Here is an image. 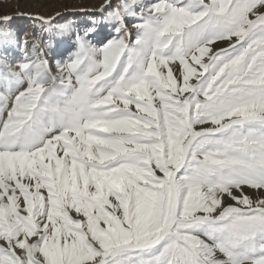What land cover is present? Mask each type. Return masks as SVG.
I'll use <instances>...</instances> for the list:
<instances>
[{"label":"snow or ice","instance_id":"snow-or-ice-1","mask_svg":"<svg viewBox=\"0 0 264 264\" xmlns=\"http://www.w3.org/2000/svg\"><path fill=\"white\" fill-rule=\"evenodd\" d=\"M73 12L0 13V264H264V0Z\"/></svg>","mask_w":264,"mask_h":264},{"label":"rangeland","instance_id":"rangeland-1","mask_svg":"<svg viewBox=\"0 0 264 264\" xmlns=\"http://www.w3.org/2000/svg\"><path fill=\"white\" fill-rule=\"evenodd\" d=\"M35 2L37 4H35ZM100 2H101V0H66V1L65 0H33V1L32 0H0V13L13 14L14 15L16 9H19V11H22V12H29L30 11V12L35 13V11L38 10L37 8L40 5H44L46 7L48 6L47 8L46 7L44 8V10L46 12H44V13L39 12V13L49 15L50 11H56L57 12L59 10V12H61L62 15H65L68 20L71 21V19H72V22H74V23L83 24L88 20L90 14L73 12L74 7L75 6H79V7L83 6V7H87L88 10H92L95 7H98ZM27 3L28 4L30 3V4L26 5ZM65 6H67V8ZM57 19H59V18H57ZM24 21L25 20L23 18H21L18 21V25L16 27H18V28H30L31 23H28V22L24 23ZM63 22L64 21H61V23H63Z\"/></svg>","mask_w":264,"mask_h":264},{"label":"bare ground","instance_id":"bare-ground-1","mask_svg":"<svg viewBox=\"0 0 264 264\" xmlns=\"http://www.w3.org/2000/svg\"><path fill=\"white\" fill-rule=\"evenodd\" d=\"M32 1H33V0H32ZM65 1H66V0H65ZM24 2H25V1H24ZM41 2H42V1H41ZM41 2H40V3H41ZM61 2H62V1H61ZM5 3H6V2H5ZM15 3H16V2H15ZM22 3H23V2H22ZM20 4H21V3H20ZM23 4H24V3H23ZM29 4H30V3H29ZM29 4L27 3L26 5H29ZM35 4H37V3L35 2ZM78 4H79V3H78ZM33 5H34V4H33ZM39 5H40V4H39ZM54 5H55V4H54ZM12 7H13V6H12ZM22 7H23V6H22ZM24 7H25V6H24ZM45 7H46V6H44V5H40V6L37 8L39 11L37 10V11H35V13H39V12H43V13H44V12H46V11L44 10ZM47 7H48V6H47ZM47 7H46V8H47ZM80 7H83V6H80ZM76 8H79V6H75V7H74V10H75ZM84 8H87V7H84ZM95 8H96V7H95ZM2 9H3V8H2ZM29 9H30V8H29ZM50 9H51V8H50ZM53 9H54V8H53ZM55 9H56V8H55ZM26 11H27V10H26ZM58 11H59V10H58ZM29 12H30V11H29ZM32 13H34V12H32ZM55 13H56V11H50V12H49V15H54ZM40 14H41V13H40ZM25 21H26V20H25ZM25 21H24V23H27V22H28V23H31L30 21H26V22H25ZM71 21H72V19H71ZM83 21H84V20H83Z\"/></svg>","mask_w":264,"mask_h":264}]
</instances>
